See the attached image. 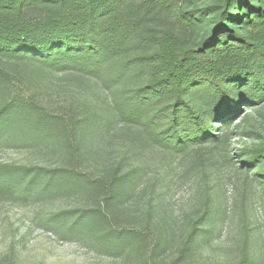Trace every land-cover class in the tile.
<instances>
[{
    "label": "trees",
    "instance_id": "obj_1",
    "mask_svg": "<svg viewBox=\"0 0 264 264\" xmlns=\"http://www.w3.org/2000/svg\"><path fill=\"white\" fill-rule=\"evenodd\" d=\"M190 2L0 0V143L43 144L63 157L57 167H0V199L91 194L96 207L62 210L47 225L63 238L89 234L109 249L140 236L111 220L130 202L142 169H126L121 159L99 174L84 170L108 125L122 121L137 136L177 149L215 139L212 122L229 123L231 102L264 95V0ZM58 75L97 87L111 108L106 119L96 118L98 104L88 112L48 109L41 94ZM250 155V164L264 163V152ZM201 219L180 259L220 216L206 211Z\"/></svg>",
    "mask_w": 264,
    "mask_h": 264
},
{
    "label": "rangeland",
    "instance_id": "obj_2",
    "mask_svg": "<svg viewBox=\"0 0 264 264\" xmlns=\"http://www.w3.org/2000/svg\"><path fill=\"white\" fill-rule=\"evenodd\" d=\"M211 2L191 0L189 5ZM58 76L47 80L41 94L48 109L61 112L80 105L88 112L98 104L96 118L106 119L111 108L97 87L87 83L81 87L73 77ZM255 96L251 103H230L229 123L213 118L214 141L191 142L177 149L137 136L134 127L113 120L98 138L92 164L86 163L84 170L99 174L121 159L126 169H142L130 202L111 220L114 226L140 236L125 247L109 249L89 241V234L63 238L47 225L49 217L62 210L96 207L91 194H60L38 201L1 198L0 264H241L246 256V264H264V163L256 167L249 159L250 154L264 152V95ZM62 162L56 150L43 144L0 143V167H57ZM206 211L216 212L220 219L211 233L206 225L180 259L179 249L193 224L201 227ZM157 242L160 246L153 250Z\"/></svg>",
    "mask_w": 264,
    "mask_h": 264
}]
</instances>
